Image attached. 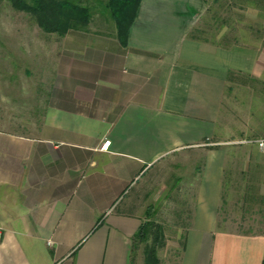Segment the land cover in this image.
<instances>
[{
    "label": "crops",
    "instance_id": "1",
    "mask_svg": "<svg viewBox=\"0 0 264 264\" xmlns=\"http://www.w3.org/2000/svg\"><path fill=\"white\" fill-rule=\"evenodd\" d=\"M259 7L238 11L224 44L194 34L209 14L205 0H141L127 45L101 16L55 41L36 133L0 130V264H144L134 243L144 221L124 197L156 162L197 147L205 161L191 225L178 259L161 264H262L264 225L229 229L220 212L225 145L258 148L264 159V117H252L262 128L256 138L215 135L232 124L236 91L264 83Z\"/></svg>",
    "mask_w": 264,
    "mask_h": 264
},
{
    "label": "rangeland",
    "instance_id": "2",
    "mask_svg": "<svg viewBox=\"0 0 264 264\" xmlns=\"http://www.w3.org/2000/svg\"><path fill=\"white\" fill-rule=\"evenodd\" d=\"M205 1L209 14L194 34L211 38L218 44L232 41L238 30L239 10L243 14L246 6L256 3L260 7L256 8L255 15H264V0ZM79 2L91 6L97 4L95 0ZM96 11L110 20L107 9L102 7ZM98 16L96 14L94 18ZM60 38L56 33L42 31L33 15L15 8L10 0H0V130L28 135L36 133L47 105L57 55L51 45ZM254 89L246 86L236 91L235 100L228 106L232 124L218 128L216 136L230 141L256 138L255 133L262 128L252 117L254 114L264 117V83ZM251 93L257 100L250 98ZM261 126L264 131V120ZM240 145L231 142L225 145L231 155L224 175L220 216L225 222L221 225L257 233L264 225V195L261 198L255 195L259 179H264L263 152L257 153L258 148ZM204 156L203 147L170 154L141 175L124 197V202L139 213L144 222L150 220L160 226L156 245L162 263L178 259L184 233L191 225ZM152 243L153 235L143 241L137 240L136 255L144 259L145 250Z\"/></svg>",
    "mask_w": 264,
    "mask_h": 264
},
{
    "label": "trees",
    "instance_id": "3",
    "mask_svg": "<svg viewBox=\"0 0 264 264\" xmlns=\"http://www.w3.org/2000/svg\"><path fill=\"white\" fill-rule=\"evenodd\" d=\"M10 1L15 8L33 15L42 31L59 36L71 29L86 30L90 21L96 18V14L104 17L96 11L97 8L103 7L108 10L115 23L116 38L122 45H127L129 31L141 0H95L97 4L93 6L81 4L80 0ZM97 5L99 7H96ZM149 235H153V243L145 250L144 264H161L156 245L160 236V226L157 223L150 220L142 222L134 237V243L137 240H145Z\"/></svg>",
    "mask_w": 264,
    "mask_h": 264
},
{
    "label": "built area",
    "instance_id": "4",
    "mask_svg": "<svg viewBox=\"0 0 264 264\" xmlns=\"http://www.w3.org/2000/svg\"><path fill=\"white\" fill-rule=\"evenodd\" d=\"M263 37H264V36H263ZM109 144H110V141H109V140H106V141H104L102 147H108ZM258 144H259V146H263V145H264V139H263V140H259V141H258ZM2 237H3V231H2V229L0 228V242H1V240H2Z\"/></svg>",
    "mask_w": 264,
    "mask_h": 264
}]
</instances>
